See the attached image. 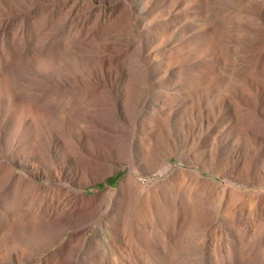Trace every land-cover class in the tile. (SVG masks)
Listing matches in <instances>:
<instances>
[{
    "label": "rangeland",
    "instance_id": "1",
    "mask_svg": "<svg viewBox=\"0 0 264 264\" xmlns=\"http://www.w3.org/2000/svg\"><path fill=\"white\" fill-rule=\"evenodd\" d=\"M0 264H264V0H0Z\"/></svg>",
    "mask_w": 264,
    "mask_h": 264
}]
</instances>
